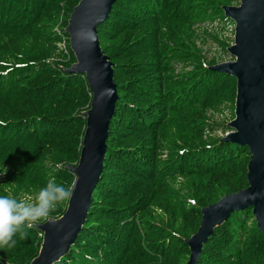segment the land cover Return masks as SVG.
Returning <instances> with one entry per match:
<instances>
[{
    "label": "trees",
    "instance_id": "obj_1",
    "mask_svg": "<svg viewBox=\"0 0 264 264\" xmlns=\"http://www.w3.org/2000/svg\"><path fill=\"white\" fill-rule=\"evenodd\" d=\"M78 1L0 0V196L33 202L49 179L74 183L70 166L91 101L85 76L65 72L75 58L64 26ZM237 1L112 4L98 36L119 99L86 220L54 264H187L185 239L201 208L247 186L248 147L210 135L230 130L208 111L226 103L233 110L236 79L210 70L197 43V24L223 20L222 6ZM62 36L67 54L57 45ZM14 239L15 247L0 249V264H28L42 235L35 226ZM196 264H264V235L250 207L214 229Z\"/></svg>",
    "mask_w": 264,
    "mask_h": 264
},
{
    "label": "water",
    "instance_id": "obj_2",
    "mask_svg": "<svg viewBox=\"0 0 264 264\" xmlns=\"http://www.w3.org/2000/svg\"><path fill=\"white\" fill-rule=\"evenodd\" d=\"M114 2L79 0L64 28L75 58L65 72L84 75L92 97L90 108L83 112L86 127L78 162L70 166L75 175L72 196L59 217L37 224L42 240L38 254L28 264H54L69 251L86 220L103 170L108 127L119 97L114 63L101 48L98 26L107 19ZM222 10L235 23L233 43L227 47L233 59L209 69L236 79L234 118L222 140L248 147L247 186L201 208L197 230L185 239L190 251L187 264L197 263L203 244L234 211L250 207L264 235V0H239V5H224Z\"/></svg>",
    "mask_w": 264,
    "mask_h": 264
},
{
    "label": "clouds",
    "instance_id": "obj_3",
    "mask_svg": "<svg viewBox=\"0 0 264 264\" xmlns=\"http://www.w3.org/2000/svg\"><path fill=\"white\" fill-rule=\"evenodd\" d=\"M72 192L71 187L49 179L33 202L0 196V249L15 247L14 236L18 234L21 240L25 239L27 230L37 226L42 219H48L60 202L71 198Z\"/></svg>",
    "mask_w": 264,
    "mask_h": 264
},
{
    "label": "rangeland",
    "instance_id": "obj_4",
    "mask_svg": "<svg viewBox=\"0 0 264 264\" xmlns=\"http://www.w3.org/2000/svg\"><path fill=\"white\" fill-rule=\"evenodd\" d=\"M227 5H239V0L237 2H232ZM61 22L62 19L60 18L58 24H60ZM58 24L55 26L54 30L58 33L59 36H61L62 32L60 31V27H58ZM197 25L200 26V29L197 30L198 32L197 43L199 47H201L202 54L206 58V61L208 63V68L211 65H215L233 59V57H231L227 51L225 52L226 49L224 50L223 46L226 44L230 46L233 43L234 22L229 21L228 18H224L223 20L215 19L213 21L201 22L198 23ZM57 45L59 46V49L62 50L65 54L68 53L66 47V39H64V36L61 37V40L58 41ZM212 61L214 62L212 63ZM180 67L181 65L177 64V70H179ZM187 69H189V67H187ZM226 104L221 106L220 107L221 109L219 111L209 110L208 115L210 117L212 116L211 119L215 121L217 120H227V122L231 121L234 118V115L232 114L234 108L232 110L231 106L230 105L225 106ZM227 132L217 130L215 131V133H210V135H218L223 137ZM28 202H32V201H28Z\"/></svg>",
    "mask_w": 264,
    "mask_h": 264
},
{
    "label": "bare ground",
    "instance_id": "obj_5",
    "mask_svg": "<svg viewBox=\"0 0 264 264\" xmlns=\"http://www.w3.org/2000/svg\"><path fill=\"white\" fill-rule=\"evenodd\" d=\"M81 16H82V15H80V16L78 17V20H80V19H81ZM83 18H84V17H83ZM258 150H259V149H258ZM257 162H259V153H258Z\"/></svg>",
    "mask_w": 264,
    "mask_h": 264
}]
</instances>
